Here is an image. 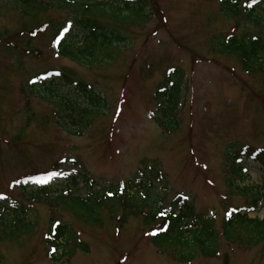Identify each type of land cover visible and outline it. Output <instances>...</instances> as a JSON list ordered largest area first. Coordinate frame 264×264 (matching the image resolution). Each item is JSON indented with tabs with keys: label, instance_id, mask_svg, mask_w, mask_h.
Returning <instances> with one entry per match:
<instances>
[{
	"label": "rangeland",
	"instance_id": "obj_1",
	"mask_svg": "<svg viewBox=\"0 0 264 264\" xmlns=\"http://www.w3.org/2000/svg\"><path fill=\"white\" fill-rule=\"evenodd\" d=\"M147 1L149 20L140 24L143 17L134 12L120 27L130 40L123 50L106 57L101 68L88 69L53 50V24L59 23L58 29L68 24L70 11L25 5L27 14L37 13L29 19L13 7L14 0H0V32L7 29L13 36L9 44L0 37V196L7 195L0 206L10 217L17 207L27 208L32 220L38 217L35 234L0 243V264H264L262 242H230L224 225L236 210L251 208L254 198L243 188L263 185V173L253 167L247 171L249 178L235 174L226 153L233 145L264 150V74L244 70L241 59L225 51L223 43L229 35L240 40L243 35L246 40L262 36L264 0H224L223 5L222 0ZM41 22L49 23L48 31L29 36ZM72 28L80 38L84 27L74 23ZM21 68L30 76L73 71L105 97V114L82 135L61 132L65 130L57 126L53 108L30 91L22 93L27 74ZM179 83L181 123L170 133L156 122L155 99L160 88ZM77 168L88 178L75 186L81 196L90 189L116 191L121 183L144 179L147 185L138 197L146 216L186 198L194 216L215 217L220 256L174 260L172 253L149 241L155 231L144 224V213L131 214L118 206L109 216L105 208L100 225H93L60 206L55 211L32 199L39 185L64 188L70 181L67 174ZM35 172L54 176L35 181ZM22 180L28 182L26 189L19 186ZM53 214L73 227L77 244L86 250L71 243L72 255L59 257L60 248L54 255L58 260L49 257L43 236L50 232ZM251 217L264 218V205Z\"/></svg>",
	"mask_w": 264,
	"mask_h": 264
},
{
	"label": "trees",
	"instance_id": "obj_2",
	"mask_svg": "<svg viewBox=\"0 0 264 264\" xmlns=\"http://www.w3.org/2000/svg\"><path fill=\"white\" fill-rule=\"evenodd\" d=\"M14 2L16 5L13 7L22 12L24 18L28 17L29 19L35 18L37 13L36 15L33 13L27 14L25 5H31L34 8L40 6L44 11L50 8L70 11V15H68L71 19L68 24L66 23L59 29V23L53 24L54 27H57V29L51 30L53 32L52 40L54 41L53 50H55L57 56L73 60L79 66H85L88 69L101 68L107 61L106 57L113 58L115 55L113 52L118 49L122 51L123 44L130 41L120 29L124 20L125 22L128 19L130 20L134 12L142 15L143 19L140 24H144L150 17H148L150 5L147 0H14ZM223 2L224 0H222V5ZM222 10L228 14V10L225 8H222ZM74 23L79 27H84L83 32L80 30V38L72 34L74 30L71 32ZM48 28L49 23L41 22L37 28L29 32V36L37 37L40 33H46ZM1 32L0 37L4 35V42L9 44V40L13 36L10 35L7 29ZM261 33L262 36L259 39L254 36V38L246 40L245 35H243L242 40L234 35L224 38L225 51L235 54L241 59L244 70L250 74H264V27ZM22 34H24L25 39L28 30ZM235 44L239 46H235ZM100 56H103V58L100 59ZM23 73L27 74V78L22 83L24 88L22 93L30 91L39 100L48 103L53 108V115L56 116L58 122L57 126L65 130H60L61 132L67 131L71 135H82L87 128L93 126L98 117L105 114L104 111L107 107L105 97L83 80H79L73 71L49 70L46 73L39 72L35 76H30L29 71L23 69ZM179 86L180 83L175 84L173 88H160L155 99L159 111V114L155 115L156 122H159V125L170 133L178 130L179 128H176L181 123L178 118L179 110H177L179 106V99L177 98L180 91ZM76 93L79 94L78 97ZM25 97L29 98L30 96L25 95ZM29 103L26 106H29ZM60 131H57V133ZM226 158L230 162H234L233 171L241 178H249L247 171L252 167L264 175V150L257 152L255 149L252 150L251 146L239 147L233 145L227 149ZM67 175L70 181L66 183L64 188H44L42 191L36 189L33 192L32 199L39 200L47 206L49 204L55 211L60 206L63 211L71 212L77 220L93 225H100L105 208L110 211V213L108 212L109 216L115 215L114 211L118 206L131 214L137 211L144 213L146 216L144 202L138 197L141 194L139 191L145 189L144 179L121 183L117 188L118 190H110L108 193L105 189H99L98 191L90 189L91 191L85 196H81L78 193V187L75 188V186L80 185V177L86 183L88 182L86 174H81L79 178L72 173ZM243 189L254 199L251 208L242 207L236 210L233 212V217L231 216L232 218L224 223L227 227L228 239L233 243L239 241L241 245L253 244L256 246L261 242L264 245V218H250L252 212H258L262 208V204L264 205V180L261 187L257 185ZM187 201L186 198H180L168 209H154L152 213H148L146 218L144 217V224H151L148 230L155 231V234L150 236L149 241L159 251L172 253L174 260L179 262H193L199 256L206 259L219 257L221 254L218 249L219 238L212 227L215 217L207 219L206 217L194 216V209ZM9 204H12V200H9ZM17 209L15 216L10 217L7 215V211L3 212L4 208H1L0 243L5 240L11 241V239H13V242H18L24 235L35 234L38 217L32 220L33 218L26 213L29 211L27 208L20 209L17 207ZM161 213L164 214L161 215ZM57 215L53 214L50 232L43 236L45 237V243L50 246L49 256L51 255L52 259L58 260L59 257L72 255L74 246H71V243L86 250L87 247L82 245L81 242L77 244L73 227L69 223H62L58 220ZM233 224L235 225L232 228ZM62 240L69 241V245L67 242L66 245L62 244ZM63 245L67 248L65 251ZM60 248L62 253L58 254L59 257L56 258L54 256L56 252H52L51 249L58 251ZM2 250L0 248V253H2ZM68 250L71 251L65 253ZM223 258L225 260L226 256L223 255Z\"/></svg>",
	"mask_w": 264,
	"mask_h": 264
},
{
	"label": "snow or ice",
	"instance_id": "obj_3",
	"mask_svg": "<svg viewBox=\"0 0 264 264\" xmlns=\"http://www.w3.org/2000/svg\"><path fill=\"white\" fill-rule=\"evenodd\" d=\"M253 2H255V0H253ZM249 6H251V5H249ZM65 31H67V29H65ZM0 198H4V197H2V196H0ZM164 213H161V215H163Z\"/></svg>",
	"mask_w": 264,
	"mask_h": 264
}]
</instances>
